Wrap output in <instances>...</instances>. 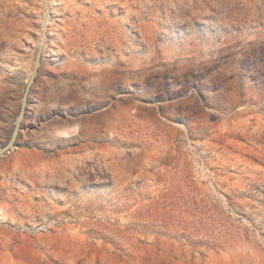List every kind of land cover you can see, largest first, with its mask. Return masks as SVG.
I'll return each instance as SVG.
<instances>
[{"label":"rangeland","instance_id":"1","mask_svg":"<svg viewBox=\"0 0 264 264\" xmlns=\"http://www.w3.org/2000/svg\"><path fill=\"white\" fill-rule=\"evenodd\" d=\"M0 264H264V0H49ZM0 0V147L44 21Z\"/></svg>","mask_w":264,"mask_h":264},{"label":"water","instance_id":"2","mask_svg":"<svg viewBox=\"0 0 264 264\" xmlns=\"http://www.w3.org/2000/svg\"><path fill=\"white\" fill-rule=\"evenodd\" d=\"M42 1L44 5L45 16H44V22L42 24L39 43L34 53L31 72L24 84V87L21 93L19 107H18L16 116L13 121V126L10 132V136L8 140L6 141V143L0 147V156L12 150L17 144V139L22 129V122L24 120L28 102H29V94H30V91L33 85L36 82V79H37V76L40 70L41 58H42L43 48H44L45 39L47 35V28H48V24L51 19L49 0H42Z\"/></svg>","mask_w":264,"mask_h":264},{"label":"bare ground","instance_id":"3","mask_svg":"<svg viewBox=\"0 0 264 264\" xmlns=\"http://www.w3.org/2000/svg\"><path fill=\"white\" fill-rule=\"evenodd\" d=\"M44 22V21H43ZM41 33V32H40ZM45 45V44H44Z\"/></svg>","mask_w":264,"mask_h":264}]
</instances>
